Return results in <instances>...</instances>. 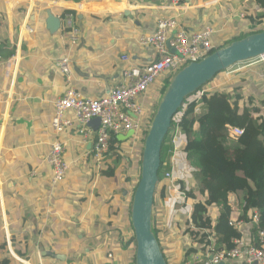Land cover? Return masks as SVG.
Returning a JSON list of instances; mask_svg holds the SVG:
<instances>
[{
	"label": "crops",
	"instance_id": "crops-1",
	"mask_svg": "<svg viewBox=\"0 0 264 264\" xmlns=\"http://www.w3.org/2000/svg\"><path fill=\"white\" fill-rule=\"evenodd\" d=\"M183 3L188 8L180 16L184 29L192 33L212 27L216 49L263 19L264 11L255 0ZM13 5L7 7L0 0V46L13 44L20 60L16 79H7L4 67L0 68V90H6L0 106V256L11 255L21 264H132L133 253L125 248L130 242L123 239L124 227L131 222L127 172L112 154L103 168L110 166L109 173L96 168L93 145L84 143L74 113L67 115L71 124L59 137L70 170L63 183L52 186L53 169L46 157L55 140V102L68 90L55 60L69 57L78 93L89 98L107 96L121 82L125 68H143L157 60V52L139 45V37L153 33L160 17L179 14L165 10L167 0H13ZM48 10L62 21L55 34L48 30ZM69 14L74 15L80 39L66 49L61 35ZM124 56L129 62L123 61ZM231 69L203 88L210 94L247 79L243 92L247 98L253 81L264 83L260 82L264 62L228 72ZM170 77L159 78L142 102L155 104ZM128 135L119 134L121 143L114 144L126 158L137 151L138 136ZM140 176L141 172L134 176L135 184ZM230 201L236 208L242 203L236 196H230Z\"/></svg>",
	"mask_w": 264,
	"mask_h": 264
},
{
	"label": "built area",
	"instance_id": "built-area-1",
	"mask_svg": "<svg viewBox=\"0 0 264 264\" xmlns=\"http://www.w3.org/2000/svg\"><path fill=\"white\" fill-rule=\"evenodd\" d=\"M4 2L7 7L11 5L14 8L13 0H4ZM167 3L165 10H172L179 15L160 17L157 20L156 30L141 35L138 40L139 45L153 48L157 52V60L143 68H125L121 82L107 96L89 98L78 93L72 83L69 57L55 60L56 68L66 77L68 90L55 102L52 120V134L55 140L50 145L46 157L47 163L53 169L52 186L56 187L63 183L70 170L69 164L64 159L65 144L59 139L71 124L67 120L69 113H74L78 132L83 137L84 143L93 145V160L100 171L109 161L108 158L112 154V140L115 136L135 131L137 137L144 130L145 113L142 98L157 80L165 74L173 77L184 67L202 61L216 50L212 42L216 32L212 27L189 33L180 22V16L188 10L186 4L183 0H167ZM97 7L105 8V5ZM63 24L61 39L65 41L66 49H69L78 44L80 30L74 23L73 14L67 15ZM129 60L128 56L123 57L124 62ZM254 60L257 63L264 62V54ZM19 63L16 47L13 44L0 47V68L4 67L7 79H16ZM5 92L4 88L0 90V106L5 100ZM208 93L209 90L203 88L190 96L173 119L170 134L172 150L169 152L171 155L169 162L166 163L171 169L164 174L168 185V199L165 201V207L168 209L166 228L171 227L178 212L190 218L193 211L192 204L187 203L186 198L195 169L186 162L187 154L183 148L187 143V137L181 124L184 122L189 105L196 104L195 114L203 112V97ZM94 119H100L97 129L90 125ZM227 128V135L231 141H237L244 134L243 128L233 126ZM114 147L118 148L117 145ZM245 205L244 203L243 206ZM237 211L231 225L242 235L232 237L228 244L221 245L209 236L205 242L197 244L199 249L194 251L184 264H264V229L260 227L258 208L252 207L246 219L240 218L243 213L242 208ZM245 228H256V232L251 237H247L244 235ZM123 239L130 243L135 239L131 222L124 227Z\"/></svg>",
	"mask_w": 264,
	"mask_h": 264
},
{
	"label": "trees",
	"instance_id": "trees-1",
	"mask_svg": "<svg viewBox=\"0 0 264 264\" xmlns=\"http://www.w3.org/2000/svg\"><path fill=\"white\" fill-rule=\"evenodd\" d=\"M255 1L264 11V0ZM262 18L248 33L226 41L216 50L247 36L263 32L264 17ZM221 74L223 73H219L216 78ZM171 78L161 89L159 100L155 104L149 101L143 102L145 124L144 130L136 139L137 151L133 154L129 153L132 155L126 158L122 148L114 147L116 146L114 144L121 143L117 136L112 140V159L117 164L122 161L124 171L127 172L131 207L137 187L135 184L137 182L133 178L141 172L144 142ZM247 85H249L247 79H242L240 84H226L211 91L203 97L205 110L200 114H195V103L188 106L184 122L181 124L187 137L183 151L187 154L189 165L195 169L193 179L197 182V187L190 188L187 193V203L193 206L190 218L178 213L170 228L165 227L168 217V209L165 207V201L168 199V185L164 174L171 169L169 164L166 165L171 156L169 152L172 150L171 131L165 140L154 202L153 232L167 264H184L197 250V244L205 242L209 236L213 237L218 245L228 244L232 237L241 236L242 233L231 225L232 219L237 215V209L242 208L243 213L240 218L246 219L252 207L258 208L260 227L264 229V83L258 85L253 81L252 90L247 91L246 98L243 92ZM227 126L243 128L244 134L237 141H231L227 135ZM229 144L233 146L232 155L229 153ZM110 168L107 166L102 171L106 174ZM230 196L241 198V206L236 208L231 203ZM244 203L245 206H243ZM215 208L218 212L213 217L212 210ZM179 226L182 230L178 229ZM255 232L256 228H245L244 235L251 237ZM125 248L133 253L132 264H136L135 239ZM20 255L25 257L23 254ZM0 264L21 263L11 255L5 254L0 258Z\"/></svg>",
	"mask_w": 264,
	"mask_h": 264
},
{
	"label": "water",
	"instance_id": "water-1",
	"mask_svg": "<svg viewBox=\"0 0 264 264\" xmlns=\"http://www.w3.org/2000/svg\"><path fill=\"white\" fill-rule=\"evenodd\" d=\"M47 14L48 30L55 34L61 29L62 21L50 10ZM263 54L264 31L218 49L202 61L184 67L172 77L144 142L141 176L133 195L131 223L135 231L136 264H167L153 232V215L162 166V149L172 130L175 115L190 96L210 83L219 73ZM90 125L97 129L100 119H94ZM128 134L132 139L136 136L135 131Z\"/></svg>",
	"mask_w": 264,
	"mask_h": 264
},
{
	"label": "rangeland",
	"instance_id": "rangeland-1",
	"mask_svg": "<svg viewBox=\"0 0 264 264\" xmlns=\"http://www.w3.org/2000/svg\"><path fill=\"white\" fill-rule=\"evenodd\" d=\"M264 12H261L260 13V18H262V17H264V14H263ZM255 62V60H250V61H248V62H242V63H239V64H236L235 66H233L232 67V69L230 70V71H228V72H234V71H236V70H239V68H241V67H244L247 63H254ZM244 65V66H243ZM175 74H177V73H175ZM175 74L173 75V76H175ZM172 79V78H171ZM163 98V97H162ZM162 100V99H161ZM146 101H149V100H146ZM161 102V101H160ZM231 144V143H230ZM229 144V147H228V149H229V153H230V155H232V153H233V146L232 145H230ZM188 163V162H187ZM188 165H189V163H188ZM191 166V165H190ZM191 187L190 188H193V187H197V182L194 180V179H191V181H190V184H189ZM217 215V213H215L214 215H212L213 217H215ZM185 216V215H184ZM184 223V222H183ZM172 225H173V223H172ZM171 225V226H172ZM185 227V226H184ZM178 229H181L182 230V228H181V226H179L178 227ZM184 229V228H183ZM180 235L182 234V232L180 231V233H179ZM199 248H197V250H198ZM175 257V256H174Z\"/></svg>",
	"mask_w": 264,
	"mask_h": 264
}]
</instances>
